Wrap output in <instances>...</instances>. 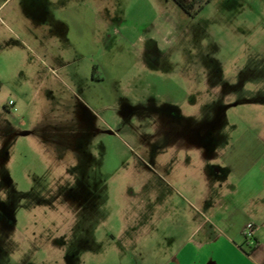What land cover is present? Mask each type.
I'll list each match as a JSON object with an SVG mask.
<instances>
[{"label": "rangeland", "instance_id": "1", "mask_svg": "<svg viewBox=\"0 0 264 264\" xmlns=\"http://www.w3.org/2000/svg\"><path fill=\"white\" fill-rule=\"evenodd\" d=\"M233 206L264 216V0H0V264H172Z\"/></svg>", "mask_w": 264, "mask_h": 264}, {"label": "crops", "instance_id": "2", "mask_svg": "<svg viewBox=\"0 0 264 264\" xmlns=\"http://www.w3.org/2000/svg\"><path fill=\"white\" fill-rule=\"evenodd\" d=\"M91 79L93 82L103 80L94 78L92 71ZM202 200L206 201L208 197L203 196ZM223 202L222 199L220 203ZM247 210L233 206L226 213L216 214L212 210L205 213L201 222L203 227H194V236L202 237L181 248L172 264H264V216L261 210L253 214ZM249 223L254 224L250 238L244 234ZM240 235L244 239H240Z\"/></svg>", "mask_w": 264, "mask_h": 264}, {"label": "trees", "instance_id": "3", "mask_svg": "<svg viewBox=\"0 0 264 264\" xmlns=\"http://www.w3.org/2000/svg\"><path fill=\"white\" fill-rule=\"evenodd\" d=\"M184 13L190 17L196 16L211 0H172ZM96 66L92 68V76L95 77Z\"/></svg>", "mask_w": 264, "mask_h": 264}, {"label": "built area", "instance_id": "4", "mask_svg": "<svg viewBox=\"0 0 264 264\" xmlns=\"http://www.w3.org/2000/svg\"><path fill=\"white\" fill-rule=\"evenodd\" d=\"M253 229H254V224L253 223L247 224V226L244 229L245 236L248 237V238L252 237Z\"/></svg>", "mask_w": 264, "mask_h": 264}, {"label": "flooded vegetation", "instance_id": "5", "mask_svg": "<svg viewBox=\"0 0 264 264\" xmlns=\"http://www.w3.org/2000/svg\"><path fill=\"white\" fill-rule=\"evenodd\" d=\"M95 78V77H94Z\"/></svg>", "mask_w": 264, "mask_h": 264}]
</instances>
